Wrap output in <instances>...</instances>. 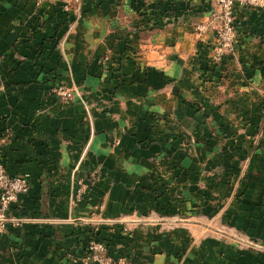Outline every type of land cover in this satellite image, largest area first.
<instances>
[{
    "label": "crops",
    "instance_id": "crops-1",
    "mask_svg": "<svg viewBox=\"0 0 264 264\" xmlns=\"http://www.w3.org/2000/svg\"><path fill=\"white\" fill-rule=\"evenodd\" d=\"M198 2L208 4L188 3ZM5 4L1 153L30 189L13 209L19 225L0 233V264H79L110 222L129 229L119 249L133 264H264V113L254 109L264 101V16L236 4L226 95L213 96L197 70L211 50L188 26L133 45L127 59L98 20L54 32L41 11L45 27L31 31L44 2ZM108 52L111 69L98 62ZM61 82L68 99L52 91Z\"/></svg>",
    "mask_w": 264,
    "mask_h": 264
},
{
    "label": "rangeland",
    "instance_id": "rangeland-1",
    "mask_svg": "<svg viewBox=\"0 0 264 264\" xmlns=\"http://www.w3.org/2000/svg\"><path fill=\"white\" fill-rule=\"evenodd\" d=\"M5 1L7 0H0V11H5L7 8ZM37 1L44 2V6L43 4L39 5L37 6V9L34 6L36 11L40 8L38 15L41 16H37L38 18L35 21V26L31 28V31H37L38 29L42 30L45 27V20L44 22L42 20L45 18L42 17L41 11L45 12L47 16H50L47 19H51V28L54 29V32H58V30L60 32V30L63 28V31L65 30L66 33L68 29L73 28V25H81L83 22L84 24L86 22L87 24L90 22L94 24V21L95 23H98L99 21L102 22V24H106L107 29L112 28L116 36V42L118 44L117 53H119L121 57L124 56L127 59H131V55L133 54V45H139L140 43L146 46L150 45L153 43L156 34L173 31V29H177L182 26L184 28L188 26V31L190 34L197 33L201 37H203V35L205 36V39L202 40L200 47L202 46L206 51L211 50L209 56H201L200 58L202 59L199 58L201 61L199 60L197 63V70H201V72H198H200L199 76L203 83L200 89L207 93L210 91L213 92V96L218 94V92L219 94L222 93L223 96L226 95L222 81L226 80V78L229 77V74H227L226 69L223 68V65H227V63L234 59L233 50L237 36L235 41H230L228 45H224L225 42L220 37V21L217 18L220 12L218 5H214L213 3L211 4L206 0H202L208 3L206 6L204 4H200V2H198L199 4H196L195 6L193 3H188L193 0ZM237 3L238 5L251 8L254 10V12H257V14L264 16V9L260 10V8L246 4V2L242 0H238L236 4ZM207 6L210 10V14L205 19H201L205 13L204 8H207ZM191 15H194L195 18H191ZM45 35L46 34H44V36ZM206 35L211 36L207 37ZM54 36L55 37L46 38H54V41H52L50 46L56 49L60 44V39L57 38L58 35ZM41 45H43V43L39 42L38 47L40 48ZM112 56V53L108 52L99 57L98 62L102 67L111 69L112 67L109 64L112 61ZM60 85L66 84L61 82L54 86L52 91L56 95H58L57 92ZM218 104H220L218 101L212 102L214 107L209 109H215L216 106L219 107ZM231 104L232 102L228 101L226 102L225 107L232 108ZM234 105L239 108L241 113H251V111H253V108L246 101H237L234 103ZM254 109L256 111L255 113H264V101L257 103ZM0 139L3 140V147L6 141L5 133L0 135ZM112 234L115 235L113 238L117 242L116 247H110L108 245V238L112 237ZM123 235H125V238L122 237ZM93 240L106 244L109 254L113 256V261H115L114 264H117L119 259L126 260L128 264L134 263L132 257L124 252L126 251L125 248L124 250L119 249L120 241L127 240L128 242H131L132 240L129 229L123 227L120 223L110 222L97 227L91 239H89V241L85 244L83 253L80 256V259H77V263L85 264L81 261V258L83 254L86 253L87 246Z\"/></svg>",
    "mask_w": 264,
    "mask_h": 264
},
{
    "label": "built area",
    "instance_id": "built-area-1",
    "mask_svg": "<svg viewBox=\"0 0 264 264\" xmlns=\"http://www.w3.org/2000/svg\"><path fill=\"white\" fill-rule=\"evenodd\" d=\"M218 5L220 12V37L228 45L230 41H235L237 36L235 26V4L238 0H206ZM246 4L264 9L263 0H242ZM58 95L63 99L70 97V92L65 85H60ZM3 140L0 139V233L6 231L10 226L19 225V218L14 214V206L17 204L20 195L30 189V180L27 174H12L8 171L2 157L1 148ZM82 184V183H81ZM86 187V186H85ZM84 184L76 193V197L83 196L85 192ZM81 261L85 264H114L113 256L109 254L105 243L93 240L89 243L86 253L83 254ZM117 264H128L126 260L119 259Z\"/></svg>",
    "mask_w": 264,
    "mask_h": 264
},
{
    "label": "trees",
    "instance_id": "trees-1",
    "mask_svg": "<svg viewBox=\"0 0 264 264\" xmlns=\"http://www.w3.org/2000/svg\"><path fill=\"white\" fill-rule=\"evenodd\" d=\"M2 12L3 11H0V14H2ZM58 44V43H57ZM115 235L114 234H112V237H110V238H108V245L110 246V247H112V246H115L116 247V244H117V242L114 240V237ZM122 237H124L125 238V235H123ZM119 251V250H118Z\"/></svg>",
    "mask_w": 264,
    "mask_h": 264
}]
</instances>
